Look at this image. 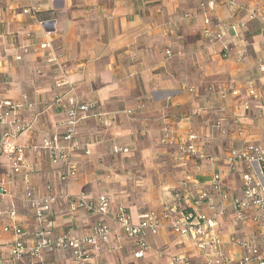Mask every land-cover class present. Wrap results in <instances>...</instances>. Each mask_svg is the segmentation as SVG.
Masks as SVG:
<instances>
[{
	"label": "crops",
	"instance_id": "crops-1",
	"mask_svg": "<svg viewBox=\"0 0 264 264\" xmlns=\"http://www.w3.org/2000/svg\"><path fill=\"white\" fill-rule=\"evenodd\" d=\"M200 3L213 4L207 15L212 28L225 29L227 49L203 37L207 11ZM255 9L264 13L258 0H0V101L19 102L17 116L29 126L17 144L39 146L61 132L63 112L56 99L65 97V88H56L57 83L68 82L106 121L92 116L81 125L79 137L89 146V155L73 157L77 171L67 191L109 196L108 215L72 214L63 204L53 205L56 233L79 234L97 221L115 229L120 205L133 223L147 210L168 215L143 259L134 258L132 239L117 240L121 233L115 229L108 245L92 250L90 264H169L174 255L189 256L196 264L203 261L193 235L181 237L166 226L185 211L211 216L195 203L199 192L209 191L214 173L221 174L231 197L242 198L243 176L250 169L243 163L229 172L223 155L242 141L264 148V108L260 115L257 103L244 92L248 80L264 83L256 68L264 48L262 26L246 16ZM50 20L49 27L40 23ZM43 43L49 45L46 51L39 50ZM18 55L22 60L16 61ZM214 87L227 89L225 98ZM232 90L239 95L232 96ZM24 95L31 107L23 102ZM164 133L173 144L159 143ZM189 133L196 135L203 159L177 152ZM114 147L127 152L114 153ZM29 159L34 169L25 183L11 173L0 150V181H12L7 186L10 197L3 198L0 208L15 209V223L31 243L33 217L21 197L28 189L42 194L46 182L54 187L59 183L58 168L45 151L30 153ZM213 199L219 203L215 194ZM8 222L0 217V258L14 240L3 231ZM250 230L263 227L224 221L216 233L225 252L238 259L243 252L229 238ZM36 264L76 263L68 252L58 251L43 252Z\"/></svg>",
	"mask_w": 264,
	"mask_h": 264
},
{
	"label": "built area",
	"instance_id": "built-area-1",
	"mask_svg": "<svg viewBox=\"0 0 264 264\" xmlns=\"http://www.w3.org/2000/svg\"><path fill=\"white\" fill-rule=\"evenodd\" d=\"M258 1L264 7V0ZM199 7L207 11L203 21L205 25L203 37L210 38L227 49L225 29L221 25H215L212 28V22L207 15L208 11L213 9V4L200 3ZM258 12V9L248 10L246 16L249 19H257L264 34V13L259 15ZM40 23L49 27L52 21ZM262 45L264 47V38ZM47 49H49L48 44L39 45L40 51ZM26 51L25 48L22 49V53ZM167 54L170 53L167 52ZM20 60L22 55L16 57V61ZM256 68L258 73L264 75V48L256 59ZM55 87L65 88V97L56 99L63 112V118L59 122L61 132L44 139L39 146L26 148L17 144L18 137L29 129V126L17 116V110L20 109L21 104L16 101H0V150L8 161L11 173L20 175L25 183L28 182L34 169L29 154L45 151L50 158V163L58 168L59 183L58 187H54L46 182L42 194L36 195L33 189H28L21 197L24 210L30 212L33 217L34 235L31 243L27 242L30 237L28 233L15 223V209L0 208V217H6L9 221L3 227V231L11 233L14 237L7 256L0 258V264H19L24 259L28 260L29 264H36L43 252L58 251L68 252L76 264H90L93 259L92 250L99 251L108 245L115 229L121 233L117 236V240L132 239L136 245L134 258L143 259L151 250L150 239L159 234L167 214L147 210L139 216L137 223H133L124 206L120 205L114 216L115 229L104 221H97L88 230L79 234L56 233L53 205L63 204L72 214L84 212L104 218L108 215L112 199L107 195L91 198L86 193L77 195L68 193V184L76 176L77 171L73 157L80 152L89 155V146L82 143L79 137L81 125L92 116L100 123L106 124V121L103 120L104 115L94 113L93 104L78 96L68 82L57 83ZM211 90L219 93L221 98H225L228 92L221 87H214ZM244 92L250 100L257 103V110L261 115L264 108V83L259 84L254 80H248L245 83ZM231 95L237 97L239 92L232 90ZM22 100L28 107L32 106L27 96L24 95ZM126 113L130 114L131 111ZM196 138L194 133L187 134L186 141L177 146V152L195 159H203L204 153L195 145ZM159 143L173 144L174 139L164 133L159 138ZM113 152L126 153L127 149L114 147ZM222 161L229 172L235 171L236 167L243 163L250 169V173L243 176L242 198L231 197L223 186L221 174L214 173L209 182V191L199 192L195 203L196 208L204 206L211 216L207 217L200 213V210H198L200 214L195 211H185L182 218L173 219L166 227L181 237L193 235L197 239V248L203 260L201 264H264V148L242 141L237 148L226 152ZM11 184L10 179L0 181V204L4 197H10L7 186ZM214 194L218 198V204L213 199ZM175 197L180 199L179 194ZM224 221L243 225L253 223L263 227V231L250 230L242 237L229 238V243L243 252L238 259H232L225 252L221 238L216 233V230L221 227V222ZM169 260V264H196L186 255H174Z\"/></svg>",
	"mask_w": 264,
	"mask_h": 264
},
{
	"label": "trees",
	"instance_id": "trees-1",
	"mask_svg": "<svg viewBox=\"0 0 264 264\" xmlns=\"http://www.w3.org/2000/svg\"><path fill=\"white\" fill-rule=\"evenodd\" d=\"M50 21H52V20H50Z\"/></svg>",
	"mask_w": 264,
	"mask_h": 264
}]
</instances>
